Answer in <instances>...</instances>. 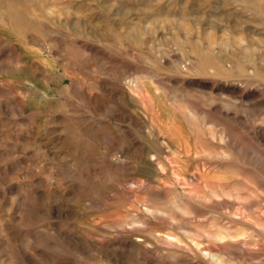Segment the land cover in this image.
Wrapping results in <instances>:
<instances>
[{
  "label": "rangeland",
  "instance_id": "374dc122",
  "mask_svg": "<svg viewBox=\"0 0 264 264\" xmlns=\"http://www.w3.org/2000/svg\"><path fill=\"white\" fill-rule=\"evenodd\" d=\"M0 264H264V0H0Z\"/></svg>",
  "mask_w": 264,
  "mask_h": 264
}]
</instances>
